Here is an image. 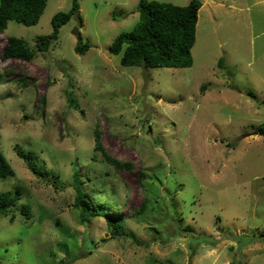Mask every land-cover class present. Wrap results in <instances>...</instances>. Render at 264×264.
I'll list each match as a JSON object with an SVG mask.
<instances>
[{"label": "rangeland", "instance_id": "1", "mask_svg": "<svg viewBox=\"0 0 264 264\" xmlns=\"http://www.w3.org/2000/svg\"><path fill=\"white\" fill-rule=\"evenodd\" d=\"M78 1L83 25L74 15L30 61L2 59L8 37L36 47L74 0L0 31V146L15 170L0 191H22L0 211V264H264V0H202L193 65L152 68L109 50L140 0ZM95 130L131 169L105 162ZM76 174L124 234L83 216Z\"/></svg>", "mask_w": 264, "mask_h": 264}, {"label": "trees", "instance_id": "2", "mask_svg": "<svg viewBox=\"0 0 264 264\" xmlns=\"http://www.w3.org/2000/svg\"><path fill=\"white\" fill-rule=\"evenodd\" d=\"M47 2L48 0H1L0 31H4L11 20H16L25 25L37 24ZM202 6V0H191L189 4L184 6L157 0H140L138 5L139 21L133 29L116 36L109 50L116 55L122 53L120 62L124 66H143L145 68L192 66V47L196 42L199 10ZM74 15H78L80 26H82L83 17L80 14L78 0H74L69 11H60L53 16L52 32L38 36L36 47H32L25 38L9 36L3 48L2 59L19 58L30 61L38 51H48L52 42L58 40L61 27L68 23ZM89 48L90 44L82 42L81 39L75 50L84 54ZM248 94L253 97L256 96L253 91H248ZM70 101L73 103L71 98ZM259 133L264 135V124L260 125ZM95 141V149L101 153L105 162L116 168H132L130 162H123L105 151L98 130H95ZM19 153L24 155L20 151ZM24 157L28 158L26 155ZM30 168L36 173L41 172L33 165ZM13 175H15V170L0 146V179ZM75 182L77 183L75 203L78 208H81L83 216H105L112 228L113 237L124 234L125 219L106 215L105 208L109 206V203H93L92 198L85 196L78 174H76ZM21 195L20 189L0 191V211L6 213L8 209L18 203ZM146 203L147 199L143 201L141 209L146 207ZM22 210L28 217L32 216L29 204L24 205ZM186 230L192 231L193 229L188 226Z\"/></svg>", "mask_w": 264, "mask_h": 264}, {"label": "water", "instance_id": "3", "mask_svg": "<svg viewBox=\"0 0 264 264\" xmlns=\"http://www.w3.org/2000/svg\"><path fill=\"white\" fill-rule=\"evenodd\" d=\"M74 33L77 35L78 40L81 41L82 37H81V31L79 28H76Z\"/></svg>", "mask_w": 264, "mask_h": 264}]
</instances>
